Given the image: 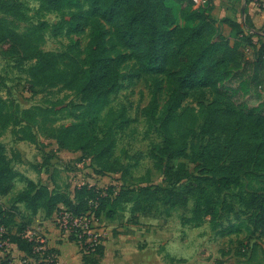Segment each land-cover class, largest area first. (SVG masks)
Wrapping results in <instances>:
<instances>
[{"label":"rangeland","instance_id":"rangeland-1","mask_svg":"<svg viewBox=\"0 0 264 264\" xmlns=\"http://www.w3.org/2000/svg\"><path fill=\"white\" fill-rule=\"evenodd\" d=\"M19 1L29 8L32 19L21 22L0 13V28H10L28 37L46 56L49 68L37 71L34 63L18 66L1 54L0 47V97L8 103L17 124L3 131L0 141L17 173L75 200V190L83 185L125 188L135 193L146 188H162L167 161L158 168L153 150L165 140L173 141V149L180 151L172 165L184 166L194 177L203 175L204 167L195 161V156L202 153L219 167L229 165L226 149L231 136L213 133L208 127L210 113L226 106L216 88L186 89L181 108L170 114L165 111L178 86L182 20L172 32L160 37V68L147 73L143 68V51L122 40V21L116 15L96 14L91 22L89 13L95 6L88 0H76L78 6L71 11L79 15L78 29L57 36L54 31L62 20H70L69 12L62 16H37L41 7L38 0ZM223 1L224 6L218 5L214 19L227 17L222 10L228 8L227 4L229 15L238 19L240 7L233 0ZM243 1L248 4L247 0ZM262 1L250 2L255 4L258 14L264 13ZM219 26L222 36L232 39L230 27ZM96 27L103 34L116 70L118 90L112 95L108 110H114L117 115L111 126H124L117 135L113 158L121 169L100 175L95 172L90 154L59 149L56 141L44 138L38 126L25 124L23 118L25 110L44 108L50 111L45 127L66 128L86 110L88 102L81 92L85 85L80 81L73 90L69 86L76 77L81 78ZM243 50L248 59H254L255 49L244 45ZM245 101L251 107L260 102L256 95ZM24 177L16 179L6 196H0V228L5 229L4 236L18 233L30 223L25 235L45 237L48 245L54 238L57 242L70 241L57 216L47 219L41 210L33 215L25 203H19L28 190ZM132 209L133 204L118 208L114 219L105 217L107 209L103 219L92 223L102 234L105 245V254L97 260L98 264H264V170L251 167L242 171L228 188H208L206 194L191 199L187 205L169 208L156 204L136 212ZM9 212L16 216L14 223L6 226L1 220L8 221ZM134 214L139 216L138 223L133 220ZM52 231L57 233L54 235ZM71 244L82 256L78 245ZM56 251L60 264L61 251ZM13 254L16 255L11 243L1 239L0 263L8 255L11 264H20L23 258L15 256L14 263Z\"/></svg>","mask_w":264,"mask_h":264},{"label":"trees","instance_id":"trees-1","mask_svg":"<svg viewBox=\"0 0 264 264\" xmlns=\"http://www.w3.org/2000/svg\"><path fill=\"white\" fill-rule=\"evenodd\" d=\"M41 4L37 16L42 14L63 15L69 12L70 20H62L55 29L58 36L63 31L74 32L78 29L79 15L71 11L78 6L76 0H38ZM95 9L89 13L91 22L96 14L116 15L122 21V40L144 53L145 72H157L160 68V37L172 32L180 20L184 23L179 31L180 72L178 86L172 92L165 106L166 114L181 108L184 90L216 88L217 93L226 102L222 110L210 113L209 129L231 136L226 152L229 165L219 167L206 155L195 156L204 170L203 175L192 176L184 166L175 167L172 162L178 159L180 151L173 149L169 140L153 150L158 168L165 167V184L162 188H146L138 193L129 189L109 187L99 189L83 185L75 190V200L63 193L51 190L47 186L35 183L17 173L8 158L5 145L0 141V196H6L19 177L26 179L28 190L19 199L25 203L33 215L45 212L46 218L69 214L82 217L92 212L100 221L104 211L107 219H114L117 209L133 204L132 212L140 208H152L162 204L169 208L187 205L191 199H198L208 192V188H228L237 181L239 173L255 167L264 170V31L257 29L250 21L239 23L231 18L217 21L213 17L212 0L205 7L196 9L191 0H88ZM252 0H247L250 4ZM0 13L11 16L21 22L32 19L30 10L19 0H0ZM219 24L230 27L232 39L225 38ZM245 46L255 49L254 59H248L243 50ZM1 54L18 66L34 63L37 71L49 68L46 56L30 42L28 37L20 35L10 28H0ZM81 78L76 77L70 84L73 90L76 82L85 86L82 95L88 102L86 110L75 117V123L66 128H47V115L44 108H31L23 112L25 124H34L44 138L56 141L59 149L81 154H90L95 172L117 173L120 167L114 158L117 135L124 126L112 127L117 115L109 109L111 97L118 90L116 70L109 57V51L100 28L94 30V43L87 59L83 61ZM256 95L260 101L251 107L245 99ZM24 123V122H23ZM114 125V123L112 124ZM17 126L9 105L0 97V139L1 133ZM43 127L45 130H41ZM93 166V164H92ZM149 213L150 209H145ZM12 213V212H11ZM9 212V226L16 215ZM138 223L139 216L133 215ZM30 223L13 235L4 236L18 247L26 256H32L35 243L25 238ZM75 242V237L69 238ZM52 253H57L51 249ZM105 254V245L96 247L94 252L83 254L84 264H98ZM97 256L98 259L96 258ZM92 260V261H91ZM98 260V262H97ZM9 256L0 264H9Z\"/></svg>","mask_w":264,"mask_h":264},{"label":"built area","instance_id":"built-area-1","mask_svg":"<svg viewBox=\"0 0 264 264\" xmlns=\"http://www.w3.org/2000/svg\"><path fill=\"white\" fill-rule=\"evenodd\" d=\"M196 9L205 7L209 0H191ZM264 3V1H262ZM60 225L65 228L69 237H75V242L80 248L81 254H89L94 252L96 247L103 244L102 234L97 230L92 223L96 220L94 214L89 212L82 217H73L69 214L57 216ZM5 229L0 228V240L3 239ZM30 242L35 243L32 256H25L20 264H58V257L56 253H52L45 237L35 238L30 233L25 235ZM13 245L11 244V247ZM55 250V249H54ZM10 260V259H9ZM11 264V261L9 262Z\"/></svg>","mask_w":264,"mask_h":264},{"label":"crops","instance_id":"crops-1","mask_svg":"<svg viewBox=\"0 0 264 264\" xmlns=\"http://www.w3.org/2000/svg\"><path fill=\"white\" fill-rule=\"evenodd\" d=\"M232 3L234 5H236L237 7H240L239 14H237V16L239 18L234 19L231 17V15H229L231 13L228 11V8L230 6H229V4L226 3L228 8L222 9V10H224L223 14H228L227 18H231L233 20H236L239 23H245L247 18H248L250 23H252L257 29H262L264 27V13L258 14L257 13L258 9L256 8L254 3L247 4L243 0H239V1L233 0ZM221 4L224 6L223 0L222 1L212 0V5L214 7L213 15H216L217 7H219L218 5H221ZM23 176H25V178L29 179L30 181H33L32 179L27 177V175H23ZM55 216H53L52 218H47V219H53ZM52 232L54 233V235L57 233V231L56 232L52 231ZM49 246L52 249L56 248L59 251H61V258H59L61 260L60 264H84L83 256L80 255L78 250L75 248V246L73 244H71L70 241H64L61 239V241L57 242L56 239L54 238L52 243L50 242ZM12 250H14V252L16 254V255L13 254V257L15 259L14 263L17 262L16 261L17 259L15 256L20 257V259L24 258L26 256V254L24 252H21L18 249V247L15 245L12 246Z\"/></svg>","mask_w":264,"mask_h":264}]
</instances>
